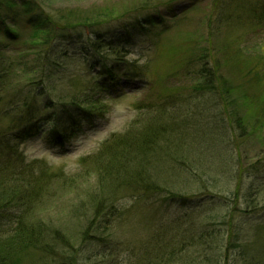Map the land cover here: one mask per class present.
<instances>
[{
  "label": "rangeland",
  "instance_id": "374dc122",
  "mask_svg": "<svg viewBox=\"0 0 264 264\" xmlns=\"http://www.w3.org/2000/svg\"><path fill=\"white\" fill-rule=\"evenodd\" d=\"M43 1L57 15L69 16L74 13L89 17V20L113 22L109 25L111 29L108 35H115L121 46L128 40L124 48L130 53L123 54L125 57L122 59L135 66L131 72H126L125 67L118 68L116 72L118 76L124 73L134 76L137 68L140 77L132 81L123 78L114 87L108 75L103 74L104 70L95 67L99 56L90 53L84 57L89 46L86 29L77 30L76 35L73 34L67 42H56L60 52L68 50L72 56L66 61V67L53 68V71L65 72V78L80 77L83 83L92 80L96 73L100 74L102 78L97 85L94 84L96 92L92 94L100 92L101 87L97 86L102 82V90L105 91L101 90V93L108 97L103 101L107 113L101 119H94L90 125L86 120L77 118L79 129L63 146L48 143L52 130L50 125L38 123L33 126L38 127L39 131L24 141L20 150L28 161H44L51 175L48 181L40 185L41 196L29 213L28 221L64 234L65 239L79 249L78 264H137L135 255H139L140 247L154 235L160 237L164 234L162 239H165L172 232L187 237L186 233L192 236L217 231L212 219L216 216L222 218L232 211L231 198L227 197L228 193L236 191L238 200L229 221L233 234L240 241V229L244 235L249 233L250 227L258 222L257 217L263 213H244L246 204L240 198L254 177L248 178L243 172L244 181L240 185V170L248 167L261 169L259 173L261 180H264V168H261L264 167V132L251 131L249 137L236 138V133L230 127L235 114L248 118L256 112V103L264 106V80L258 83L249 76L245 77L251 63L259 60L264 65V32L253 27L248 15L240 13L239 3L232 2H228L231 6L223 17L225 21L220 24L215 0ZM137 18H144L150 25L129 39L125 37L126 28L132 31ZM126 25L128 27L125 28ZM1 56L4 60H10L14 67L18 66L13 69L8 82L18 83L20 79L19 86L24 85V77L18 69L21 65H29L31 56L27 53L22 56L13 51ZM110 65H115L113 57L110 58ZM215 67L219 69L218 74L235 88L230 100L222 95L219 88L210 93L196 87L200 81L197 76L199 70L213 72ZM59 78H63V75L59 74ZM59 78H53L55 81L52 83L58 89L66 80L60 82ZM215 83L219 87L218 82ZM17 87L7 88L8 93L3 95L2 104L8 102ZM63 89V92L68 91L67 88ZM250 96L256 100L248 111L245 98ZM55 101L58 102V99ZM42 102L40 99L39 104ZM144 103H150L153 107L138 119L140 111L136 107ZM161 103L164 104L160 106ZM60 110L59 105L56 110H41L37 121L45 118L53 120L51 117L59 114ZM63 112L59 115L65 124L70 118ZM156 121L173 132L179 143L190 140L192 144L197 140L196 146L190 145V150L198 147V152H194L193 156L199 163L197 172L179 166L181 173H175L174 178L166 163L165 174L168 171L167 177L174 184L168 189L172 196L159 192L150 194L144 201H134L132 192L119 193L116 207L127 210L128 220L122 217L114 224L106 222L102 214L94 219L100 201L107 196L106 192L113 189L109 153L121 150V146L111 152L109 148L105 149L108 139L125 132L129 136L140 135L141 129L155 126ZM7 124L6 121L4 126ZM82 160L85 162L82 163ZM262 201L264 196L260 195L259 202ZM92 221L100 224L102 229L104 223L109 226L113 224V227L106 232L100 230V238L93 239L92 245L88 246L83 233ZM221 229L224 230L220 233H225L226 228ZM236 246V253L231 251L227 264H240V242ZM202 252L196 248L194 257ZM218 254L211 253L214 257Z\"/></svg>",
  "mask_w": 264,
  "mask_h": 264
},
{
  "label": "trees",
  "instance_id": "16d2710c",
  "mask_svg": "<svg viewBox=\"0 0 264 264\" xmlns=\"http://www.w3.org/2000/svg\"><path fill=\"white\" fill-rule=\"evenodd\" d=\"M228 2L239 3L240 13L244 12L248 15L253 21V27L264 32V0H215L214 6L220 24L225 21L223 17L227 8L231 6ZM89 19L74 13L69 16L57 15L55 10L45 6L43 0H0V264H78L79 249L74 248L65 239L64 234L58 230H48L43 224L28 221L29 213L36 204L37 198L41 196L40 185L48 181L51 174L50 168L44 161L38 159L28 161L20 146L34 132L39 131L38 127H33L38 123L51 126L52 130L47 139L49 144L63 146L72 138L75 130L79 129H77V118L86 120L90 125L94 119H101L107 113L103 101L108 100V97L103 96L104 92L101 93L104 88L102 82L97 86V88L101 87L100 92L92 94L96 92L94 84L97 85V81L102 78L100 74L96 73L92 80L83 83L80 82V77L65 78V72L53 71V68L66 67V61L72 56L68 50L60 52L56 42H67L71 40L73 34L76 35L77 30L86 29L89 33L88 40L86 39L89 46L84 57L90 53L94 56L98 55L95 67L97 70H104L103 74L108 75L114 87L123 78L132 81L140 77L137 68V74L134 76L127 73L118 76L116 72L118 68L123 67L126 72H131L134 71L135 66L122 59L125 57L123 54L130 53L124 48L128 40L123 42L122 37H119L124 43L121 46L115 35H108L111 29L109 25L113 22ZM147 25L150 23L144 18H137L132 29L133 33L126 28L128 25L125 26L127 30L125 37L130 39L136 33H142ZM98 26L102 28L97 29ZM10 51L22 56L24 53L31 56L28 60L29 65H21L22 67L18 69L25 81L21 87L20 79L18 83L8 82L13 75V69L18 68L17 65L14 67L10 60L2 59L1 55ZM112 57L115 65H110ZM253 63L248 66L245 77L249 76L254 82L261 83L264 80V65L259 60ZM217 70L218 67H215L213 72L199 70L197 76L200 77V81L196 87L210 93L218 91L216 88H219L222 95H226L230 100L235 88L218 74ZM59 74H62L63 78H59ZM55 77L59 78L60 82L66 79L62 88L53 86ZM216 81L219 87L216 86ZM14 85L18 87L12 97H9L7 103L2 104L3 95L8 93L7 88ZM63 88H67L68 91L63 92ZM40 99L43 100L41 105ZM56 99L58 102L55 101ZM255 100L252 96L245 98L248 111ZM163 104L161 103L160 106ZM58 105L70 118L68 123L61 122L59 114L62 110L51 117L53 120L45 118L37 121L41 110H56ZM152 107L150 103L139 104L136 107V110L140 111L138 119ZM254 108L256 112L250 114L248 118H240L238 114L232 117L230 128L236 133V138L249 137L251 131L264 132V106L256 103ZM6 121L8 124L5 127ZM33 121L34 124H29ZM125 133L110 136L107 141L105 149L109 148L111 152L121 146V150L118 149L113 154L109 153L113 170L110 183L113 189L106 192L107 196L100 201L94 215L95 219L102 214L106 222L114 224L122 217L128 220L127 210L116 207L119 193L121 195L132 192L134 195L131 197L134 201H144L150 194L156 195L159 192L172 196L173 193L168 189L174 184L167 177L168 171L165 174L166 163L169 164L167 165L169 172L174 178L175 173H181V166L192 168L196 172L199 167L196 156L193 157L194 152H198V147L196 150H190V145L196 146L197 140L192 144L190 140H185L184 144L179 143L174 133L164 125H160L158 121L155 126L141 129L140 135L129 136ZM84 162L82 160V163ZM260 171L262 170L250 167L240 170V185L244 181L243 172L248 178L254 177V181L248 185L247 191L240 198L246 204L244 213L252 215L258 211L263 212L257 217L258 222H254L253 227H250L249 233L244 235L240 229V241L235 237V233L233 234L229 221L238 200V192L235 191L228 193L227 197V199L231 198L229 202L233 206L232 211H228L227 216L224 215L222 218L216 216L212 219L217 231L211 233L206 231L192 236L186 233L187 237L185 234L177 235L172 232L171 236L165 239H162L164 234L160 237L154 235L147 244L140 247L139 255H135L137 264H227L228 258L229 260L231 258V251L236 253L235 250L238 248L236 245H239V242L240 264H264V201L259 202L260 195L264 196V180H261ZM128 197L130 198V196L126 198ZM258 205L261 207L258 208ZM93 221L83 233L88 246L92 245L93 239L100 238L98 235H101V231L106 232L113 227V224L109 226L108 223H104L102 229L100 224H95ZM222 227L226 228L227 232L220 233L224 230L221 229ZM196 248L203 251L197 255L198 257H194ZM212 250L219 253L218 256H212L211 253H214Z\"/></svg>",
  "mask_w": 264,
  "mask_h": 264
}]
</instances>
